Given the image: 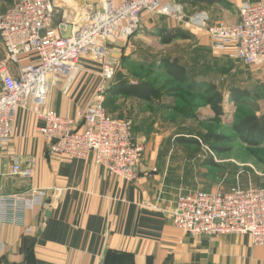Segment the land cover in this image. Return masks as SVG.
I'll return each mask as SVG.
<instances>
[{"label":"crops","instance_id":"crops-1","mask_svg":"<svg viewBox=\"0 0 264 264\" xmlns=\"http://www.w3.org/2000/svg\"><path fill=\"white\" fill-rule=\"evenodd\" d=\"M17 1L0 0V14ZM53 1L60 13L55 15L52 29L63 37L69 36L72 22L64 23L61 13L65 11L72 18L74 12L90 0ZM121 1L113 0L115 5ZM244 1L264 5V0H165L180 5L186 20L198 12L207 14L208 25L237 23L238 6ZM174 28L181 29L189 39L165 45L175 46V49L161 57L177 58L189 70L178 48L182 47L179 43L193 40L198 49H213L221 56L235 59L232 49L215 50L204 29L152 14H143L141 18L142 34L146 32L147 38L159 43L155 33ZM141 32L134 35L128 45L110 46L119 60L129 56L138 60L146 53L136 49L139 43L135 41L142 37ZM4 59L5 49L0 38V62ZM85 59L82 58V72L75 80L60 79L51 88L45 109L76 118L79 109L92 103L101 84V69L99 64ZM34 60L23 57L19 64L9 66L11 76L18 79L21 70ZM252 73L259 74L264 83V65L257 66ZM262 92L264 94V89ZM226 98L230 99V92ZM155 124L149 118L145 122L146 133L148 129L159 130ZM41 126L42 121L31 103L28 108L19 109L11 143L0 161V195L30 199L33 190L44 193L32 206L27 202L23 209L6 213V221L0 224V264H264V247L253 246L248 236L192 237L175 226L173 212L180 190L192 193L218 189H208L198 174L190 175L195 163L176 156L171 160L158 158L161 148L153 140L147 142L136 122L134 136L146 142L135 181L110 176L104 168L95 165L93 156L77 160L50 154L49 142L39 131ZM12 154L21 158L23 166L34 160L32 179L11 176ZM256 162L246 160L245 165L254 167V171L233 172L234 179L221 190L228 191L235 186L264 188V170L256 167L264 166V158Z\"/></svg>","mask_w":264,"mask_h":264},{"label":"built area","instance_id":"built-area-1","mask_svg":"<svg viewBox=\"0 0 264 264\" xmlns=\"http://www.w3.org/2000/svg\"><path fill=\"white\" fill-rule=\"evenodd\" d=\"M57 13L60 10L53 0H18L0 14L5 49V59L0 62V161L11 143L18 110L31 103L42 121L39 131L49 142L50 154L77 160L93 156L95 165L110 176L127 181L138 179L146 141L134 136L131 119L111 117L105 103L107 90L114 83L116 60L120 59L110 46L128 43L139 31L145 13L170 16L204 29L215 50L232 49L240 62L264 65L263 4L242 3L240 19L235 24L208 25L207 14L198 12L186 20L180 5L165 0H122L119 5L113 0H90L72 18L65 11L61 13L64 23L72 22L68 37L52 29ZM23 57L35 60L14 79L9 66L19 64ZM82 58L100 65L101 84L93 102L79 109L76 118L45 109L51 88L60 79L72 82L82 72ZM10 162L12 177H34V160L23 166L21 158L12 154ZM42 195L37 190L30 199L0 195V224L6 221V213L23 209L28 203L32 206ZM173 220L179 230L192 237L248 236L253 246L264 247V188L235 186L228 191L192 193L180 190Z\"/></svg>","mask_w":264,"mask_h":264},{"label":"rangeland","instance_id":"rangeland-1","mask_svg":"<svg viewBox=\"0 0 264 264\" xmlns=\"http://www.w3.org/2000/svg\"><path fill=\"white\" fill-rule=\"evenodd\" d=\"M157 16L172 19L170 16ZM147 37L146 32H144L142 37L135 41L137 45L139 43L136 49L146 52L140 59L136 60L137 57L135 56H129L122 60L117 58L113 85L120 79L135 83L147 80L160 87L161 98L152 102H144L124 96L109 97V115L119 119L129 118L136 122L144 131V138L147 142L151 143L153 140L161 148L158 158L167 157L171 160L178 157L187 160L190 164L195 163L190 169L192 170L190 175L198 174L199 180H202L208 189L216 187L218 190L215 191H222L221 188L226 186L231 179H234L233 172L246 174L245 171H254V167L246 166L245 162L246 160H255L257 163L256 159L263 160L264 146L250 147L244 145L235 136L232 126L244 114L256 113L257 116L263 114L264 103H262V98L264 94L262 91L264 83L260 81L259 74L252 73L257 66L247 65L236 58L221 56L213 49L211 51H208V48L198 49L194 47L193 40L179 43V46L182 47H179L178 50L181 49L183 52L182 61L186 62L189 67L187 72L190 79L197 78L198 81H201L202 78H205V82L215 84L224 94V102L225 99L226 102L223 104V109L226 114L217 118L199 95L182 91H178V98L166 95V90L177 85L164 71L154 66L151 67V64L153 61H160L161 56L173 52L175 46H165L161 42L160 44L158 41ZM128 44L129 42L126 43V45ZM236 87L249 93L247 104L238 107L226 98L230 89ZM149 118L156 123L155 125L160 128L159 130L154 132V130L148 129L146 133L145 122ZM189 134L222 136L231 139V141H221L219 144L214 142L218 148H221L222 151L220 152L212 150L211 145L214 144L211 142L209 144L203 139L198 145H180L177 143L180 137L191 138ZM256 167L264 170L262 164Z\"/></svg>","mask_w":264,"mask_h":264},{"label":"trees","instance_id":"trees-1","mask_svg":"<svg viewBox=\"0 0 264 264\" xmlns=\"http://www.w3.org/2000/svg\"><path fill=\"white\" fill-rule=\"evenodd\" d=\"M155 35L160 39L162 45H170L176 40H187L189 36L181 29H161ZM126 59V58H124ZM157 67L165 72V74L176 83L177 86L166 90V95L178 98V91L199 95L204 103L211 108L217 118L224 116L223 109L224 94L215 84L205 81L190 79L186 66L182 65L177 58L161 57L160 61H153L151 67ZM230 99L235 105H245L248 102L249 93L240 88L230 89ZM124 96L135 98L144 102H152L161 98V89L154 83L147 80L131 82L126 79L118 80L112 85L106 93V109L108 110L109 97ZM232 130L241 143L250 147H259L264 144V113L257 116L256 113H249L240 116L236 121ZM191 138L180 137L177 142L180 144H199L201 139L212 144L221 141H231V139L222 136H211L202 134H189ZM189 137V136H188ZM212 150L216 152L222 151L217 145H211Z\"/></svg>","mask_w":264,"mask_h":264},{"label":"water","instance_id":"water-1","mask_svg":"<svg viewBox=\"0 0 264 264\" xmlns=\"http://www.w3.org/2000/svg\"><path fill=\"white\" fill-rule=\"evenodd\" d=\"M70 29H71V28H70ZM71 30H72V29H71ZM71 30H70V31H71ZM69 35H70V34H69ZM66 37H68V36H66ZM0 38H1V36H0ZM0 81H1V78H0Z\"/></svg>","mask_w":264,"mask_h":264}]
</instances>
